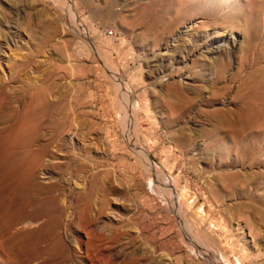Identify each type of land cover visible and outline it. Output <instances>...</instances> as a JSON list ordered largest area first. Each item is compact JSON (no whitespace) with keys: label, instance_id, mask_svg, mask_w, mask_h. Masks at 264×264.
<instances>
[{"label":"rangeland","instance_id":"rangeland-1","mask_svg":"<svg viewBox=\"0 0 264 264\" xmlns=\"http://www.w3.org/2000/svg\"><path fill=\"white\" fill-rule=\"evenodd\" d=\"M0 103V264H264V0H0Z\"/></svg>","mask_w":264,"mask_h":264},{"label":"bare ground","instance_id":"bare-ground-1","mask_svg":"<svg viewBox=\"0 0 264 264\" xmlns=\"http://www.w3.org/2000/svg\"><path fill=\"white\" fill-rule=\"evenodd\" d=\"M198 6V5H197ZM195 10V9H194ZM194 10H192V11H194ZM204 10V9H203ZM203 14V13H202ZM174 20V19H173ZM162 21H164V19L162 20ZM177 21V20H176ZM166 22V21H165ZM171 22V21H170ZM176 24V23H175ZM172 27V26H171ZM163 29V28H162ZM216 57H218V56H216ZM221 59H223V58H221ZM227 60V59H226ZM219 61V60H218ZM213 63V62H212ZM226 63V62H225ZM215 64V63H214ZM222 65H223V63H221ZM220 64V70H222L223 69V66ZM226 67H227V64H226ZM242 68V67H241ZM245 69V68H244ZM227 70V69H226ZM226 72V71H225ZM245 72V71H244ZM215 74V73H214ZM221 74V73H220ZM233 76V75H232ZM235 76V75H234ZM238 76V75H237ZM241 79V78H240ZM245 82H247V81H245ZM3 83H5V82H3ZM248 84V83H247ZM4 85V84H3ZM229 85H231V84H229ZM240 86V85H239ZM238 86V87H239ZM37 87V86H36ZM228 87V86H227ZM241 87V86H240ZM8 88H9V86H8ZM217 88V87H216ZM226 88V87H225ZM230 88V87H229ZM34 89V88H33ZM222 90V89H221ZM25 91H26V89H25ZM24 91V92H25ZM45 91V90H44ZM2 92V91H1ZM23 92V91H22ZM23 92V93H24ZM28 92V91H27ZM21 93V92H20ZM45 94H46V91L44 92ZM44 93L43 92H40L35 98H34V100H32L29 104H27V102H28V100H25L26 101V105H25V107H24V110H23V112H22V114L16 119L17 121H16V124L14 125V128H11V134H12V139H11V143H13V144H15V147H16V145H21V144H29L31 141H33L34 139V137H35V135L37 134V127L39 126V124H40V122L41 121H44L45 119H47L48 118V116H51L50 115V113L53 111V110H55V112L57 111V109L59 108L55 103H52V102H50V101H48L47 99L48 98H45V95H44ZM217 93V92H216ZM221 94V93H220ZM1 95H2V93H1ZM22 95V94H21ZM24 95V94H23ZM34 96V95H33ZM218 96V95H217ZM217 96H215V97H217ZM4 97V96H3ZM26 97V96H25ZM5 98V97H4ZM8 98V97H7ZM10 98V97H9ZM13 98H15V96L13 97ZM22 98V97H21ZM6 99V98H5ZM11 99V98H10ZM27 99V98H26ZM31 99V98H30ZM29 99V100H30ZM8 100V99H7ZM19 100V99H18ZM17 100V101H18ZM10 101V100H9ZM20 101V100H19ZM18 101V102H19ZM181 101V100H180ZM190 101V100H189ZM209 101V100H208ZM234 101V100H233ZM8 102V101H7ZM17 102V103H18ZM23 102V101H22ZM56 102V101H55ZM179 102V101H178ZM185 102V101H184ZM188 102V101H187ZM13 103V102H12ZM15 103V102H14ZM24 103V102H23ZM183 103V102H182ZM233 103V102H232ZM9 104V103H8ZM11 104V103H10ZM16 104V103H15ZM59 104V103H58ZM176 104V103H175ZM235 104V103H234ZM23 105V104H22ZM251 105V104H250ZM236 106V105H235ZM259 106V105H258ZM4 106L2 105V108H3ZM11 107V106H10ZM16 107V106H15ZM21 107V106H20ZM19 107V108H20ZM217 107V106H216ZM225 107H227V106H225ZM225 107H223V108H225ZM231 107V106H230ZM12 108V107H11ZM10 108V109H11ZM23 108V107H22ZM63 108H64V106H63ZM66 108V107H65ZM214 108V107H213ZM219 108V107H218ZM250 108V107H249ZM260 108V107H259ZM4 109V108H3ZM6 109V108H5ZM227 109V108H226ZM234 109H235V107H234ZM7 110V109H6ZM11 110H14V108L13 109H11ZM18 110V109H17ZM63 110V109H62ZM61 110V111H62ZM222 110V109H221ZM231 110V109H230ZM239 110V109H238ZM20 111V110H19ZM60 111V110H59ZM58 111V112H59ZM258 111V110H257ZM3 111H1V103H0V120L2 121V119H4V114L2 113ZM5 112V111H4ZM54 112V113H55ZM62 112H64V111H62ZM223 112V111H222ZM239 112V111H238ZM66 113V112H65ZM211 113L212 114H216L217 113V111L216 110H212L211 111ZM210 113V114H211ZM232 113V112H231ZM60 114V113H59ZM174 114V113H173ZM264 114V113H263ZM53 115V114H52ZM218 115V114H217ZM221 115V114H220ZM224 115H225V113H224ZM223 115V116H224ZM235 115V114H234ZM10 116V115H9ZM12 116V115H11ZM58 116V115H57ZM210 116V115H209ZM222 116V115H221ZM220 116V117H221ZM237 116V115H236ZM17 117V116H16ZM52 117V116H51ZM55 117V116H54ZM59 117V116H58ZM66 117V116H65ZM68 117V116H67ZM6 118V117H5ZM10 118V117H9ZM9 118H7V119H9ZM60 118V117H59ZM240 118V122H242V123H246V122H248L249 121V119H248V117H246V116H244V117H239ZM6 119V120H7ZM53 119V118H52ZM61 119V118H60ZM219 119V118H218ZM234 119V118H233ZM10 120H12V119H10ZM68 120V119H67ZM216 120H217V118H216ZM229 120V119H228ZM55 122H56V120H54ZM226 121V120H225ZM255 121V120H254ZM10 122V121H9ZM13 122V121H12ZM54 122V123H55ZM60 122H62L61 120L60 121H58V123L60 124ZM233 122V121H232ZM63 123H64V121H63ZM65 123H66V121H65ZM70 123V122H69ZM58 124V125H59ZM68 124V123H67ZM42 125H44V124H42ZM57 125V124H56ZM62 125V124H61ZM229 125H230V122H229ZM231 125H233V123L231 124ZM263 125H264V122H263ZM41 126V125H40ZM39 126V127H40ZM49 126V125H48ZM66 126V125H65ZM237 126V125H236ZM1 127H3V126H1ZM45 127V126H44ZM59 127H61L60 125H59ZM58 127V128H59ZM230 127V126H229ZM40 128H42V127H40ZM66 128V127H65ZM70 128H71V126H70ZM5 129V128H4ZM44 129V128H43ZM57 129V128H56ZM62 129V128H61ZM229 130H231V129H229ZM235 130V129H234ZM53 131V130H52ZM58 131V130H57ZM222 131V130H221ZM223 131H224V129H223ZM3 132V131H2ZM43 132H44V130H43ZM220 132V131H219ZM224 132H226V131H224ZM223 132V133H224ZM231 132V131H230ZM222 133V132H221ZM228 133V132H227ZM233 133V132H232ZM247 133V132H246ZM3 134V133H2ZM6 134H8V133H6ZM10 134V133H9ZM55 134V133H54ZM49 135V134H48ZM1 136V135H0ZM3 136V135H2ZM38 136V135H37ZM54 136V135H53ZM39 137H41V135L39 136ZM231 137V136H230ZM262 137V136H261ZM11 138V137H10ZM9 139V138H8ZM41 139V138H40ZM49 139H51L50 137H49ZM259 139V138H258ZM1 140V139H0ZM10 140V139H9ZM44 140V139H43ZM52 140V139H51ZM220 140V139H219ZM218 140V141H219ZM251 140V139H250ZM41 141V140H40ZM46 141V140H45ZM44 141V142H45ZM217 141V140H216ZM218 141H217V143H218ZM34 142L36 143V141L34 140ZM38 142V141H37ZM52 142H53V140H52ZM1 143V142H0ZM3 143V142H2ZM57 143H59V142H57ZM4 144V143H3ZM7 144V143H6ZM5 144V145H6ZM33 144V143H32ZM45 144H47V141L45 142ZM49 144V143H48ZM50 144H52V143H50ZM225 144V143H224ZM236 144V143H235ZM262 144V143H261ZM34 145V144H33ZM33 145H31V147L33 146ZM59 145V144H58ZM227 145H228V143H227ZM4 146V145H3ZM7 146V145H6ZM39 146H41V144L39 145ZM49 146V145H48ZM56 146V145H55ZM60 146H61V144H60ZM226 146V145H225ZM230 146V145H229ZM243 146V145H242ZM5 147V146H4ZM3 147V148H4ZM223 147V146H222ZM228 147V146H227ZM255 147V146H254ZM6 148V147H5ZM20 148V147H19ZM33 148V147H32ZM36 148V147H35ZM44 148V147H43ZM47 148V147H46ZM262 148V147H261ZM1 149H2V146H1ZM18 149V148H17ZM34 149V148H33ZM243 149H245V147L243 146ZM8 150H9V148H8ZM19 150V149H18ZM35 150V149H34ZM40 150V149H39ZM228 150V149H227ZM5 151V150H4ZM20 151V150H19ZM36 151H37V148H36ZM35 151V152H36ZM6 152H8V151H6ZM34 152V151H33ZM224 152V151H223ZM261 152V151H260ZM13 153H15V152H13ZM40 153H41V151H40ZM39 153V154H40ZM47 153V152H46ZM231 153V152H230ZM232 153H234V152H232ZM9 154V153H8ZM23 154V153H22ZM31 154V153H30ZM256 154V153H255ZM18 155H20V154H18ZM34 155V154H33ZM13 157V156H12ZM15 157V156H14ZM27 157H28V155H27ZM15 159V158H14ZM28 158H26L25 160H27ZM30 159H31V157H30ZM41 159H43V157L41 158ZM48 159V158H47ZM249 160H250V158H248ZM253 159V158H252ZM263 159V158H262ZM238 160H239V157H238ZM73 161H74V159H73ZM258 161V160H257ZM17 162V161H16ZM16 162H14L12 159H10V157H9V155H5V156H3L2 158H1V163L6 167V166H14V168L16 167V165H17V163ZM23 162V161H22ZM24 162H26V161H24ZM30 162H31V160H30ZM29 162V163H30ZM244 162V161H243ZM246 162V161H245ZM262 162H263V160H262ZM27 163V162H26ZM45 163V162H44ZM233 163H234V161H233ZM43 164V163H42ZM72 164V163H71ZM78 164V163H77ZM30 165V164H29ZM41 165V164H40ZM249 165V164H248ZM251 165V164H250ZM37 166V165H36ZM39 166V165H38ZM70 166V165H69ZM73 166V165H72ZM71 166V167H72ZM75 166V165H74ZM77 166V165H76ZM43 167V166H42ZM86 167V166H85ZM20 168V167H19ZM35 168V167H34ZM74 169H75V167H73ZM18 169V168H17ZM37 170H38V167L36 168ZM71 169V168H70ZM69 169V170H70ZM83 169H84V167H83ZM72 170V169H71ZM11 171V170H10ZM70 172V171H69ZM68 172V173H69ZM75 172V171H74ZM73 172V173H74ZM14 173V172H13ZM12 173V174H13ZM16 173V172H15ZM15 173L13 174V175H15ZM79 173V172H78ZM241 173V172H240ZM20 174V173H19ZM24 174V173H23ZM70 174H72V173H70ZM262 174H264V173H262ZM6 175V174H5ZM11 175V174H10ZM16 176V175H15ZM32 176V175H31ZM49 176V175H48ZM70 176V175H69ZM237 176V175H236ZM241 176V175H240ZM239 176V177H240ZM9 177V176H8ZM11 177H12V175H11ZM14 177V176H13ZM28 177V176H27ZM15 178V177H14ZM19 179V178H18ZM237 179H238V177H237ZM8 180H9V178H8ZM31 180V179H30ZM6 181H7V179H6ZM13 181V180H12ZM15 181V180H14ZM20 181H21V179H20ZM35 181V180H34ZM235 181V180H234ZM4 182V181H3ZM10 182H11V178H10ZM33 182V181H32ZM13 183V182H12ZM11 183V184H12ZM260 183V182H259ZM10 184V183H9ZM8 184V185H9ZM32 184V183H31ZM242 184V183H241ZM258 184V183H257ZM261 184V183H260ZM16 185H18V183L16 184ZM15 185V186H16ZM29 185V184H28ZM37 185V184H36ZM5 186V185H4ZM18 187V186H17ZM9 188V187H8ZM13 188V187H12ZM20 188V187H19ZM22 188V187H21ZM50 188V187H49ZM30 189V188H29ZM37 189V188H36ZM60 189V188H59ZM16 190H17V188H16ZM19 191V190H18ZM29 191V190H28ZM41 191V190H40ZM48 191V190H47ZM55 191V190H54ZM83 191V190H82ZM32 192V191H31ZM33 192H34V190H33ZM38 192V191H37ZM80 192V191H79ZM78 192V193H79ZM86 192V191H85ZM49 193V192H48ZM64 193V192H63ZM29 194V193H28ZM47 194V193H46ZM58 194V193H57ZM59 194H60V192H59ZM54 195V194H53ZM56 195V194H55ZM63 195V194H62ZM80 195H81V192H80ZM46 196V195H45ZM49 196V195H48ZM91 196V195H90ZM34 197V196H33ZM30 198V197H29ZM31 198H32V196H31ZM50 198V197H49ZM51 198H53V197H51ZM56 198V197H55ZM89 198V197H88ZM35 200V199H34ZM47 200V199H46ZM45 200V201H46ZM56 200V199H55ZM79 200V199H78ZM24 201V200H23ZM44 201V202H45ZM83 201V200H82ZM90 201V200H89ZM27 202V201H26ZM39 202V201H38ZM48 202V201H47ZM50 202V201H49ZM54 202V201H53ZM79 202V201H78ZM8 203V202H7ZM13 205V204H12ZM81 205V204H80ZM82 205H83V203H82ZM95 206H96V204H95ZM59 207V206H58ZM81 207V206H80ZM41 208V207H40ZM78 208H79V206H78ZM88 208V207H87ZM90 208V207H89ZM88 208V209H89ZM85 209V208H84ZM87 210V209H86ZM90 210V209H89ZM19 216H21V215H19ZM25 218V217H24ZM38 227V226H37ZM95 264V263H94Z\"/></svg>","mask_w":264,"mask_h":264}]
</instances>
